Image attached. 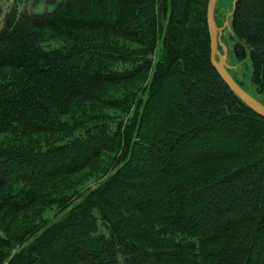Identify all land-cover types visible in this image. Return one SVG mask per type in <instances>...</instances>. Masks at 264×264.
Returning <instances> with one entry per match:
<instances>
[{
	"label": "trees",
	"instance_id": "1",
	"mask_svg": "<svg viewBox=\"0 0 264 264\" xmlns=\"http://www.w3.org/2000/svg\"><path fill=\"white\" fill-rule=\"evenodd\" d=\"M209 2L5 14L0 264H264V118L212 64ZM226 29L264 94V0Z\"/></svg>",
	"mask_w": 264,
	"mask_h": 264
},
{
	"label": "rangeland",
	"instance_id": "2",
	"mask_svg": "<svg viewBox=\"0 0 264 264\" xmlns=\"http://www.w3.org/2000/svg\"><path fill=\"white\" fill-rule=\"evenodd\" d=\"M52 0H0V29L3 25V17L7 12L14 8L17 2L19 12L28 10L30 12L43 13L54 8ZM237 0H218L215 10L216 21L221 28L220 33V52L226 58L228 65L235 68L237 78L242 82L247 92L256 96L264 104V94H260L256 86L252 82V67L249 59L238 61L234 55V39L231 37V32L226 29L232 23L235 2ZM93 185V184H92Z\"/></svg>",
	"mask_w": 264,
	"mask_h": 264
},
{
	"label": "water",
	"instance_id": "3",
	"mask_svg": "<svg viewBox=\"0 0 264 264\" xmlns=\"http://www.w3.org/2000/svg\"><path fill=\"white\" fill-rule=\"evenodd\" d=\"M218 0H210L208 7V25L211 35V61L222 79L228 87L240 97L248 106L255 110L260 116L264 118V104L258 99L246 92L232 77L229 70L232 69L228 65L226 58L219 50V41L221 28L218 27L215 19V10Z\"/></svg>",
	"mask_w": 264,
	"mask_h": 264
},
{
	"label": "bare ground",
	"instance_id": "4",
	"mask_svg": "<svg viewBox=\"0 0 264 264\" xmlns=\"http://www.w3.org/2000/svg\"><path fill=\"white\" fill-rule=\"evenodd\" d=\"M230 71V70H229ZM238 83V82H237ZM239 84V83H238ZM240 85V84H239ZM242 87V86H241ZM243 88V87H242ZM244 89V88H243ZM245 90V89H244ZM246 91V90H245ZM247 92V91H246ZM251 95V94H250ZM253 96V95H252ZM254 97V96H253ZM257 99V98H256ZM261 102V101H260ZM262 103V102H261Z\"/></svg>",
	"mask_w": 264,
	"mask_h": 264
}]
</instances>
